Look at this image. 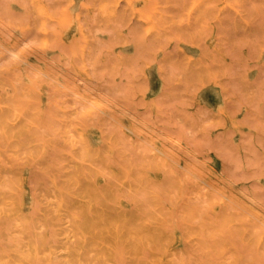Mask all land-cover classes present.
Segmentation results:
<instances>
[{"label": "rangeland", "instance_id": "obj_1", "mask_svg": "<svg viewBox=\"0 0 264 264\" xmlns=\"http://www.w3.org/2000/svg\"><path fill=\"white\" fill-rule=\"evenodd\" d=\"M13 183L0 264L40 235L72 264L93 203L189 229L165 264H264V0H0V203Z\"/></svg>", "mask_w": 264, "mask_h": 264}, {"label": "bare ground", "instance_id": "obj_2", "mask_svg": "<svg viewBox=\"0 0 264 264\" xmlns=\"http://www.w3.org/2000/svg\"><path fill=\"white\" fill-rule=\"evenodd\" d=\"M74 139L76 140V138ZM23 197L24 193L19 191L17 183H13L12 192H5V199L0 203V230L2 225L6 226L2 216L14 217ZM59 203L61 205L59 207L63 209L65 202L61 200ZM88 211L89 222L84 223L82 228L88 229L91 234L88 237H76L73 245L75 258L72 264H112L117 258L124 259L125 257L132 264H142L141 252L146 248H151L153 251L152 264H156V260L162 264L168 261L175 262L177 253L174 251L173 243L176 234L179 233V237L182 239L190 232L186 228H175L161 234L156 228L155 218L151 219L152 221L148 220L142 224L130 226L127 221L128 215H123L121 211L114 213L111 210H99L94 203L88 207ZM26 236H28V232L24 226L21 239ZM1 237L8 242L14 241L5 231L2 233L0 231V240ZM253 241L259 247L264 246V233L258 234L253 238ZM63 243L66 247L71 246L68 245L67 240H63ZM10 248L8 254H21L23 264H32L35 261L54 264L57 257L56 249L53 245L47 244L46 237L43 235H40L37 241L28 240L25 249L13 245H10Z\"/></svg>", "mask_w": 264, "mask_h": 264}]
</instances>
